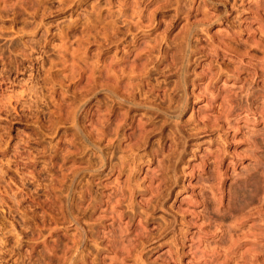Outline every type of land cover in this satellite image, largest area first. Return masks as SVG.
Listing matches in <instances>:
<instances>
[{
  "label": "rangeland",
  "instance_id": "rangeland-1",
  "mask_svg": "<svg viewBox=\"0 0 264 264\" xmlns=\"http://www.w3.org/2000/svg\"><path fill=\"white\" fill-rule=\"evenodd\" d=\"M0 264H264V0H0Z\"/></svg>",
  "mask_w": 264,
  "mask_h": 264
}]
</instances>
